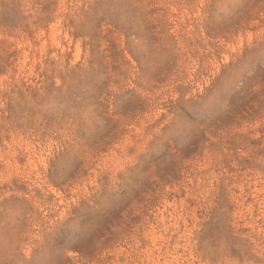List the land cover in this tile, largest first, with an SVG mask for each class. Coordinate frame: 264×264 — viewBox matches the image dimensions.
I'll return each instance as SVG.
<instances>
[{
	"label": "rangeland",
	"instance_id": "374dc122",
	"mask_svg": "<svg viewBox=\"0 0 264 264\" xmlns=\"http://www.w3.org/2000/svg\"><path fill=\"white\" fill-rule=\"evenodd\" d=\"M0 264H264V0H0Z\"/></svg>",
	"mask_w": 264,
	"mask_h": 264
}]
</instances>
